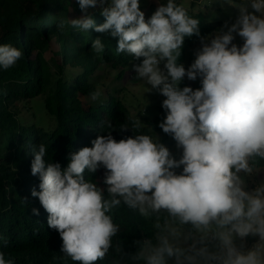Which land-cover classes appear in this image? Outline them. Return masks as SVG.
I'll return each mask as SVG.
<instances>
[{"label":"clouds","instance_id":"1","mask_svg":"<svg viewBox=\"0 0 264 264\" xmlns=\"http://www.w3.org/2000/svg\"><path fill=\"white\" fill-rule=\"evenodd\" d=\"M77 3L82 15L68 25L118 38L116 53L139 61L132 70L145 92L165 97L158 126L180 155L142 132L138 117L118 126L136 133L119 141L105 121L108 134L69 153L65 168L46 161L44 143L33 146L31 175L39 177L40 191L31 195L59 233L61 252L73 264H96L113 250L119 256L113 264H264V179L254 180L264 161V0H227L238 9L235 21L208 36L176 0L159 3L147 20L140 0ZM98 5L105 22L97 26L88 9ZM192 36L200 47L185 68L178 61ZM105 47L100 38L91 41L97 55ZM22 55L10 44L0 46V67L12 68ZM185 77L200 87H181ZM89 95L96 102L101 92ZM100 169L105 187L85 179L86 171ZM121 206L151 224L147 238L133 241L135 252L113 243L120 233L113 213ZM0 241L7 246L6 238ZM0 264L16 259L0 251Z\"/></svg>","mask_w":264,"mask_h":264},{"label":"trees","instance_id":"2","mask_svg":"<svg viewBox=\"0 0 264 264\" xmlns=\"http://www.w3.org/2000/svg\"><path fill=\"white\" fill-rule=\"evenodd\" d=\"M187 9L200 21L202 36L222 28L221 21L205 20L204 11ZM149 10L147 19L156 7L151 4ZM88 12L95 25L105 22L101 6L89 8ZM81 15L77 0H0V46L10 44L23 53L12 68L0 67V237L8 240L7 246L0 241V251L14 256L16 264H73L61 252L59 233L47 225L48 213L38 197L31 195L33 189L40 191L39 177L31 175L33 146L44 143L48 147L46 161L59 162L65 168L69 153L91 147L98 135L108 134L106 128L102 129L105 121L114 126L112 135L117 141L136 134L131 129L119 130V125L135 119L122 99L101 95L99 101L93 102L89 94L97 90L94 73L101 66L119 68L139 61L117 54L118 38L109 33H97L94 28L88 32L72 29L69 19ZM61 21L65 22L63 31L58 28ZM96 38L106 46L99 55L91 50V41ZM197 40L196 36L185 38L179 63H183L185 50ZM55 45L58 49L47 57ZM65 66L80 68L82 72L76 79L68 80ZM180 86H188L186 78ZM86 97L89 100H84ZM23 102L33 103L34 110H24ZM164 116L161 108L148 124L142 123L141 131L156 136L163 133L158 125ZM103 176L104 169L85 172V179H92L100 187H105ZM34 208L39 210L38 215L33 214ZM113 218L120 225L114 245L120 243L126 252H135L133 241L147 238L150 222L124 206L114 210ZM118 259L113 250L96 264H113Z\"/></svg>","mask_w":264,"mask_h":264},{"label":"rangeland","instance_id":"3","mask_svg":"<svg viewBox=\"0 0 264 264\" xmlns=\"http://www.w3.org/2000/svg\"><path fill=\"white\" fill-rule=\"evenodd\" d=\"M179 1L185 7L193 9L195 12L204 11L205 20L208 22L221 21L222 26L224 25L225 21H228L229 24L234 22L238 15V9L228 4L227 0ZM232 2L238 4L241 2V0H232ZM159 3H161V0H140V8L145 14V19H147V16L150 13V5L152 4L157 8ZM215 32L211 34H214ZM234 43L240 45L242 44V41L237 36ZM199 47L200 41L198 39L185 50L182 63L185 68L189 67L194 61V52ZM57 49L58 45L53 46V49L47 53V57L53 56ZM81 72L82 70L80 68L65 66V76L68 80L76 79ZM120 73V77H117ZM134 73L135 72L132 70V64L119 68H115L110 65H103L98 70H96L94 77L98 85L97 90H100L103 98H107L110 95L118 96L127 105L133 117H138L143 124H148L149 121L153 120L159 113L160 109L162 108V101L165 99V97L157 93L155 90L152 92H145V88L142 83L133 77ZM186 80L188 86L192 87L193 89L200 87L199 80L190 81L187 78ZM87 99L89 100L88 97H86L84 100ZM23 103L25 104L26 102ZM41 104V108L45 111L43 103ZM22 106L23 104H21V107ZM142 109H144L143 113ZM24 110L33 111L34 104L29 102L26 103ZM157 137L159 138L160 143L168 147L173 155L176 156V158H179L180 153L176 148V141L171 136L167 137L165 134L161 133L158 134ZM257 167L260 172L256 177H254V180L259 182L261 179H264V161H261L260 165Z\"/></svg>","mask_w":264,"mask_h":264}]
</instances>
